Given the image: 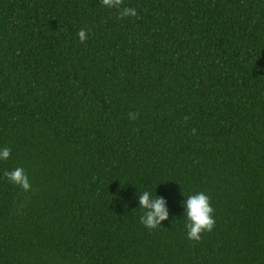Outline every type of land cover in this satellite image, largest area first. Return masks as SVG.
I'll return each instance as SVG.
<instances>
[{"label": "trees", "instance_id": "1", "mask_svg": "<svg viewBox=\"0 0 264 264\" xmlns=\"http://www.w3.org/2000/svg\"><path fill=\"white\" fill-rule=\"evenodd\" d=\"M0 146V264H264V0H0Z\"/></svg>", "mask_w": 264, "mask_h": 264}, {"label": "clouds", "instance_id": "2", "mask_svg": "<svg viewBox=\"0 0 264 264\" xmlns=\"http://www.w3.org/2000/svg\"><path fill=\"white\" fill-rule=\"evenodd\" d=\"M105 6L109 8L117 7L120 0H103ZM121 16H135L136 10L131 7H123ZM81 40L85 38V32L78 33ZM132 117L133 114H129ZM10 149L7 146H0V160L8 159ZM5 175L13 184H18L25 190L30 187L29 179L25 171L20 167H15L7 171ZM182 201L185 217V229L187 237L192 240H199L200 234L204 231L212 230L215 218L214 209L210 205V197L204 191H197L184 196ZM139 208L143 210L139 217L140 223L147 228H155L161 220L168 216L165 202L162 198L155 196L151 191L144 190L139 195Z\"/></svg>", "mask_w": 264, "mask_h": 264}]
</instances>
